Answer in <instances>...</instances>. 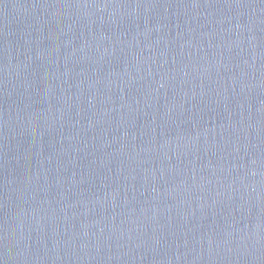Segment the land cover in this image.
Wrapping results in <instances>:
<instances>
[{
  "label": "water",
  "instance_id": "obj_1",
  "mask_svg": "<svg viewBox=\"0 0 264 264\" xmlns=\"http://www.w3.org/2000/svg\"><path fill=\"white\" fill-rule=\"evenodd\" d=\"M0 264H264V0H0Z\"/></svg>",
  "mask_w": 264,
  "mask_h": 264
}]
</instances>
